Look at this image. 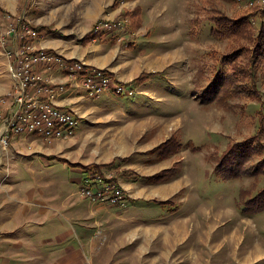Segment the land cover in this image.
Here are the masks:
<instances>
[{
    "label": "crops",
    "instance_id": "crops-1",
    "mask_svg": "<svg viewBox=\"0 0 264 264\" xmlns=\"http://www.w3.org/2000/svg\"><path fill=\"white\" fill-rule=\"evenodd\" d=\"M21 3L26 6V0L1 4L16 15ZM36 10H41L40 16L30 21L58 29L56 33L44 29L37 41L50 51L107 71L129 88L151 67L143 59L145 52L131 56V41L124 49L105 34L96 43H85L74 30L60 33L64 25L72 26L65 24L66 19L61 22L56 14L49 18L41 15L42 8ZM98 17L85 14L83 24L92 28ZM9 63L0 45V113L4 116L14 109L11 98L5 101L14 88ZM42 70L46 76L66 80L58 70ZM105 96L107 101L95 103L73 85L58 98V106L79 117L80 131L70 139L48 142L40 134L24 133L13 136L6 150L0 143V264H262L264 243L258 241L255 256H249L252 233L232 227L228 207L213 205L217 215L209 206L201 209L199 192L197 197L189 196L195 187L187 191L189 183L180 178L159 180L160 169L131 176L137 172H131V153H136L131 144V100L126 104L113 94ZM116 106L125 109L127 117L112 115ZM94 111L103 113L90 116ZM107 111L112 114L104 115ZM124 118V126L116 128ZM110 132L113 146L106 147L107 141L97 147L92 144L110 137ZM110 164L115 166L104 171L117 173L116 182L128 197L124 207L95 203L81 193L83 180L95 172L90 166Z\"/></svg>",
    "mask_w": 264,
    "mask_h": 264
},
{
    "label": "rangeland",
    "instance_id": "rangeland-1",
    "mask_svg": "<svg viewBox=\"0 0 264 264\" xmlns=\"http://www.w3.org/2000/svg\"><path fill=\"white\" fill-rule=\"evenodd\" d=\"M3 1L0 10L13 17L25 16L30 21V17L40 16L39 7L44 11L42 16L56 14L61 22L66 19L65 24L72 26L64 25L60 33L74 30L85 43H96L105 34L110 38V34L108 41L124 49L131 41V56L145 52L143 59L151 67L133 82L135 86L131 85L134 93L114 94L126 104L131 100V144L136 151L131 153V172L137 171L131 176L160 169L158 179L187 180V191L195 187L189 196L200 194L197 201L201 209L209 206L217 215L212 206L222 204L229 208L232 227L252 233L248 242L254 243L247 252L254 257V245L264 243V212L240 208L238 198L241 190H248L244 193L249 200L264 190V61L258 68L252 60L255 40L264 24V0H238L234 5L220 0H26L16 15L2 7ZM85 14L99 16L92 28L83 24ZM224 14L235 22L246 18L251 25L249 38L227 34L219 40L211 37L208 23ZM30 23L36 29L58 31L53 25ZM213 79L214 86L207 93ZM225 91H229L228 96ZM204 96L210 99L203 100ZM105 97L93 100L100 104L107 101ZM123 110L116 106L113 114L107 111L104 115L121 119L127 117ZM102 113L89 112L90 116ZM2 117L0 113V123ZM126 122V118L120 120L116 128ZM109 135L92 144L97 147V143L107 141L106 147L113 146L114 134ZM237 147L246 151L239 154ZM234 158L241 159L237 163L247 168L242 178L229 177L227 168ZM256 174L261 177L257 179Z\"/></svg>",
    "mask_w": 264,
    "mask_h": 264
},
{
    "label": "built area",
    "instance_id": "built-area-1",
    "mask_svg": "<svg viewBox=\"0 0 264 264\" xmlns=\"http://www.w3.org/2000/svg\"><path fill=\"white\" fill-rule=\"evenodd\" d=\"M41 37V32L25 16L13 17L0 10V43L9 58V71L14 81L9 95L14 109L3 117L0 125V143L5 150L13 136L24 133L40 134L48 142L72 138L79 128V117L74 111L58 106L57 100L73 85L92 99L134 93L127 85L116 82L109 72L38 45ZM44 68L58 70L66 75V80L46 76ZM81 193L95 203L115 207L127 205L126 191L118 185L112 172L89 174L83 180ZM2 243L0 234V258Z\"/></svg>",
    "mask_w": 264,
    "mask_h": 264
},
{
    "label": "trees",
    "instance_id": "trees-1",
    "mask_svg": "<svg viewBox=\"0 0 264 264\" xmlns=\"http://www.w3.org/2000/svg\"><path fill=\"white\" fill-rule=\"evenodd\" d=\"M220 1L234 5L237 3L238 0H220ZM246 22H247L246 18L237 19V21L235 22V20H232V19H229L228 17H226L225 14L221 15V16H217L215 19L210 20V22L208 23V24H211L210 36L214 37L216 40L221 39L220 36H222L223 34H227L229 36H235V37H237L238 35H241V36H245V38H249L248 25H250V24L246 23ZM38 30L40 32L43 31L40 29H38ZM255 42L257 43V49L255 50L254 58L252 59L254 61L253 67L258 66V68H259V65L261 63H263V61H264V24H262V26L260 27L259 32H258V36H257ZM256 59H259V60H256ZM226 81L222 82L221 87H219V91L223 88ZM214 82H215L214 79L211 80V84H209L210 88L208 89L207 93H209V91L214 86V85H212V84H214ZM228 94H229V91H225L224 95L228 96ZM206 98H209V97L204 96L203 100H205ZM237 148L239 149V154L242 153L241 151H243V152L246 151L245 147H243V148L237 147ZM235 151H237V150L235 149ZM238 156H240V155H237L236 158ZM236 158H234V162L230 163V165H228V168H227V170H229V173L231 172L229 177H231L232 179H237V177L242 178L243 172L247 171L246 170L247 168L245 169L244 167L239 166L241 159H237L240 161L239 163H237ZM114 166L115 165H113V164L96 165V166L94 165V166H90V168L92 167L95 172L97 171V172L103 173V172H105L104 171L105 168L110 169ZM224 169L226 170V168H224ZM255 176H256V178L261 177L260 174H256ZM159 180H161V179H159ZM259 189H261V188H259ZM247 191H248L247 189L241 190L242 195L239 196V198H238V201H240V202H238L240 208H242L244 210L247 209L248 211L252 210L253 212H256L257 214H259V212L260 213L264 212V193H263L264 190L256 193V195H254V197L251 198V200H249L247 195L244 193Z\"/></svg>",
    "mask_w": 264,
    "mask_h": 264
}]
</instances>
